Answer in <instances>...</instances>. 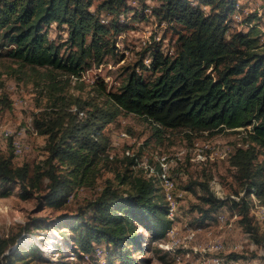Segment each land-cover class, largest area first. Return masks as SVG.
I'll return each instance as SVG.
<instances>
[{"label":"trees","instance_id":"obj_1","mask_svg":"<svg viewBox=\"0 0 264 264\" xmlns=\"http://www.w3.org/2000/svg\"><path fill=\"white\" fill-rule=\"evenodd\" d=\"M129 1L0 0V49L6 48V55L20 67L47 68L51 77L58 73L81 77L94 65L104 64L108 57H117V37L124 31L119 20L123 12L131 11ZM134 1L141 2L144 9L148 7L147 0ZM157 1L153 15L177 35L174 54H165L161 47L146 49L127 69L122 86L117 91H105L104 106L77 101L75 112L60 109L45 122L36 120L38 130L49 136L47 168H38L31 175L30 165H14L12 152L8 156L0 154V197L9 194L3 185L19 184L22 197L28 199L48 179V191L39 199L62 209L76 185L95 183L101 156L110 142L106 138L105 146L100 143L105 138L99 137L100 127L122 112L144 118L158 134L166 129L209 134L243 129L248 132L249 144L236 149L231 164L247 188L244 197L231 203L241 213L245 231L264 248V234L253 222L247 199L252 195L261 200L264 197V182L258 178L255 164L260 149L264 151V45L258 24L252 23L260 17L247 16V32L233 31L232 19L236 15L242 18L238 0ZM93 6L96 10L92 12ZM52 23L67 27L65 43L50 39L47 27ZM147 55L151 57L149 66L145 64ZM147 71L151 78L144 77ZM127 158L129 165L138 162L135 156ZM61 167L68 171L67 176L60 173ZM156 170L160 171V165ZM121 180L130 183L131 189L122 193L112 185L106 187L86 206L91 212L89 218L83 211L64 213L51 220L49 226L66 228L61 235L77 253L92 254L96 244L105 243L119 251L122 264H139L131 250L141 247L144 237L140 228L148 230L152 239L161 238L173 220L162 201L164 197L158 194L156 176L132 179L123 175ZM199 185L204 205L199 209L203 221H207L227 202L217 198L208 183ZM36 221L38 224L40 220ZM23 230L29 231V225ZM17 236L0 237V264H17L28 256L19 245L13 248ZM30 250L39 252L34 245Z\"/></svg>","mask_w":264,"mask_h":264},{"label":"rangeland","instance_id":"obj_2","mask_svg":"<svg viewBox=\"0 0 264 264\" xmlns=\"http://www.w3.org/2000/svg\"><path fill=\"white\" fill-rule=\"evenodd\" d=\"M238 1L242 6V18L232 19V30L247 32L250 28L245 22L247 16L257 14L260 20L252 23L258 24L261 44L264 45V0ZM158 4L157 0H147L148 7L144 9L141 2L130 0L131 11L123 12L119 20L124 31L117 37V57H108L104 64L94 65L81 77L61 73L51 77L47 68L20 67L6 55V48L0 49V154L8 156L12 152L14 165H30L31 175L38 168H47L49 136L38 130L36 120L45 122L60 109L75 112L77 101L104 106L105 91H117L122 86L127 69L140 59L146 49L161 47L165 54H174L177 35L168 24L159 23L153 15V8ZM95 10L96 6H93L91 11ZM109 17L110 20L114 18ZM47 30L50 39L57 44L68 40L66 26L52 23ZM150 58V55L146 56L145 64L148 66ZM143 75L151 78L148 71ZM100 128L102 135L99 137H105L100 139V143L105 146L106 138L110 142L101 156L95 183L91 186L76 185L62 209L45 205L39 199L48 191V179L43 181L41 190L28 199L22 197L19 184L3 185L9 194L0 197V237L18 235L13 248L19 245L28 252V256L17 264H45L47 261L59 264H122L119 251L105 243L96 244L92 254L75 252L61 235L67 229L54 228L49 224L64 213L75 215L83 211L89 218L91 212L86 206L106 187L112 185L124 193L131 187L128 182L122 183L121 176L128 175L132 179L149 177L151 167L156 174H161L164 167L168 168L173 181L169 202L161 190L158 194L164 197L162 201L167 208L171 195L175 194L174 204L177 205L175 219L168 214L173 223L163 237L152 239L148 230L140 228L144 237L141 247L131 250L139 264H264L263 246L256 244L245 231L242 215L232 208L231 203L244 197L247 188L231 164L236 149L249 144L247 131L239 129L209 134L166 129L158 134L150 122L125 112ZM127 155L135 156L137 164L129 165ZM255 164L258 178L264 182V151L261 149ZM156 165H160L159 172ZM67 172L64 167L60 168L62 175L67 176ZM200 183H208L211 192L227 202L207 221H203L199 209L204 206L200 199L203 196ZM158 186L165 193L161 182ZM247 199L253 222L260 234H264V197L261 200L252 195ZM36 219L40 220L38 224ZM27 225L30 230L24 231ZM32 245L39 249L38 253L31 252ZM231 254L241 257L233 259Z\"/></svg>","mask_w":264,"mask_h":264},{"label":"bare ground","instance_id":"obj_3","mask_svg":"<svg viewBox=\"0 0 264 264\" xmlns=\"http://www.w3.org/2000/svg\"><path fill=\"white\" fill-rule=\"evenodd\" d=\"M238 10L242 11L241 6L237 7ZM249 13V12H247ZM236 19H241L240 15H236L235 16ZM151 176H156L158 179V182H161L162 187L165 189V193L163 192V190L160 188L161 192L163 193L164 197L168 199L169 202V190H171L173 188V181L171 179V177L169 176L168 173V168L164 167L163 171L161 174H156L155 169L153 167L150 168L149 171V177ZM176 209V207H175ZM168 213L170 214V216H173L172 214V200H170V204H168ZM174 214H175V210H174Z\"/></svg>","mask_w":264,"mask_h":264},{"label":"built area","instance_id":"obj_4","mask_svg":"<svg viewBox=\"0 0 264 264\" xmlns=\"http://www.w3.org/2000/svg\"><path fill=\"white\" fill-rule=\"evenodd\" d=\"M174 197H176L175 194L171 195V198H172V214H173V219H175V217H174V210H175V207H176V205H177V204H174ZM173 229H174V228H172V230H173Z\"/></svg>","mask_w":264,"mask_h":264}]
</instances>
